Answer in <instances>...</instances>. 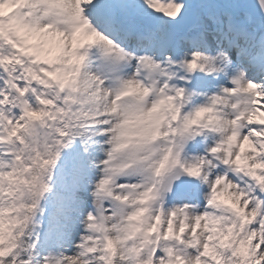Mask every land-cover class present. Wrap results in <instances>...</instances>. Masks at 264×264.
I'll return each mask as SVG.
<instances>
[{
    "label": "snow or ice",
    "instance_id": "obj_1",
    "mask_svg": "<svg viewBox=\"0 0 264 264\" xmlns=\"http://www.w3.org/2000/svg\"><path fill=\"white\" fill-rule=\"evenodd\" d=\"M0 264H264V0H0Z\"/></svg>",
    "mask_w": 264,
    "mask_h": 264
}]
</instances>
